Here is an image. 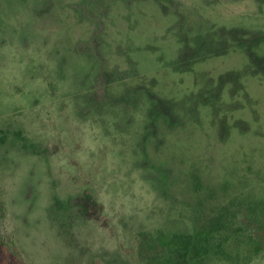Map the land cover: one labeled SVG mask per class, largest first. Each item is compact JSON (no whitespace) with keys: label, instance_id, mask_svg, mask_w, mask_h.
Masks as SVG:
<instances>
[{"label":"rangeland","instance_id":"1","mask_svg":"<svg viewBox=\"0 0 264 264\" xmlns=\"http://www.w3.org/2000/svg\"><path fill=\"white\" fill-rule=\"evenodd\" d=\"M225 29L264 57V0H0V237L26 264H149L218 222L206 264H264V68Z\"/></svg>","mask_w":264,"mask_h":264},{"label":"trees","instance_id":"2","mask_svg":"<svg viewBox=\"0 0 264 264\" xmlns=\"http://www.w3.org/2000/svg\"><path fill=\"white\" fill-rule=\"evenodd\" d=\"M228 34L232 35L233 38L239 42L245 41L247 44L246 48L251 58L254 59L259 68H264V57H261L254 50V45L258 41L253 42L250 40H255V38L246 39V35L249 31L243 29H225ZM229 36V35H227ZM227 39V37H223ZM222 38V39H223ZM221 39V40H222ZM246 39V40H245ZM249 41V42H248ZM205 39H203L198 44H205ZM215 43H220V40L216 42L215 39H211V43H206V45H214ZM197 44V45H198ZM242 44V45H244ZM190 47L187 44L186 48ZM263 72V71H257ZM232 75V74H231ZM150 97L152 99L153 108L151 110V122L153 125L157 124L158 119L164 118L168 122H172L174 119L173 107L171 103L158 95L151 93ZM74 205L77 207L79 214L86 220L102 221L104 207L98 202L94 193L90 189H85L84 192L76 197L74 200ZM4 214V209L0 201V219ZM209 229H204L203 231H198L193 236H185L180 239L175 240H162L159 244L158 252L156 255L150 258L149 264H206L212 255L216 254L219 249H221V244L223 242H228V233L230 227L226 223L218 222L214 223ZM262 237V243H257L256 249L261 252L264 251V229L259 232ZM223 241V242H222ZM0 264H26L24 259L19 255V251L16 245H8L0 237Z\"/></svg>","mask_w":264,"mask_h":264}]
</instances>
